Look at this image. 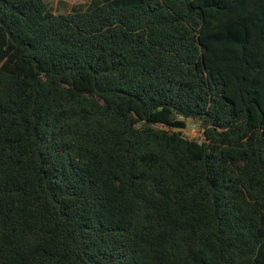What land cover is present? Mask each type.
<instances>
[{
  "label": "trees",
  "instance_id": "1",
  "mask_svg": "<svg viewBox=\"0 0 264 264\" xmlns=\"http://www.w3.org/2000/svg\"><path fill=\"white\" fill-rule=\"evenodd\" d=\"M0 264H264V0H0Z\"/></svg>",
  "mask_w": 264,
  "mask_h": 264
},
{
  "label": "rangeland",
  "instance_id": "2",
  "mask_svg": "<svg viewBox=\"0 0 264 264\" xmlns=\"http://www.w3.org/2000/svg\"><path fill=\"white\" fill-rule=\"evenodd\" d=\"M53 5L58 13L65 14L84 10L88 7L93 0H47ZM187 129L183 130V135L189 139L203 140V129L199 123L192 120L187 121Z\"/></svg>",
  "mask_w": 264,
  "mask_h": 264
}]
</instances>
